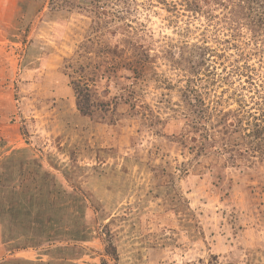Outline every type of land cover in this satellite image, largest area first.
I'll return each instance as SVG.
<instances>
[{"label":"rangeland","instance_id":"1","mask_svg":"<svg viewBox=\"0 0 264 264\" xmlns=\"http://www.w3.org/2000/svg\"><path fill=\"white\" fill-rule=\"evenodd\" d=\"M192 1L0 0V264H264V9Z\"/></svg>","mask_w":264,"mask_h":264},{"label":"trees","instance_id":"2","mask_svg":"<svg viewBox=\"0 0 264 264\" xmlns=\"http://www.w3.org/2000/svg\"><path fill=\"white\" fill-rule=\"evenodd\" d=\"M246 3L248 2L247 0H193L192 3H195V5L201 4V3H215L220 5L221 3H237L236 7L237 9L240 7L239 3ZM256 1V2H255ZM250 0V4L252 3H258L260 0ZM234 4V6H235ZM56 8L55 6L52 7L51 9ZM233 8V7H232ZM264 9V0H261V7ZM252 13V11H250ZM99 70V69H98ZM99 72H101V70H99ZM103 72V71H102ZM72 86V90L74 91V96H75V100H76V108L79 111V113L82 116L85 117H92L95 113L96 110H100L101 112H109V107L110 106H116L119 104V102L124 103L126 102V99H123V96L120 97H115L113 100V103H111L108 100H101V101H96L94 102L91 92L88 89V87L86 86L85 83H82L80 80H75L72 81L71 83ZM119 99V100H117ZM124 100V101H123Z\"/></svg>","mask_w":264,"mask_h":264},{"label":"crops","instance_id":"3","mask_svg":"<svg viewBox=\"0 0 264 264\" xmlns=\"http://www.w3.org/2000/svg\"><path fill=\"white\" fill-rule=\"evenodd\" d=\"M21 261H19V263H20ZM24 262V261H23ZM25 264V263H24ZM28 264H37V263H35V262H33V263H28ZM66 264V263H65Z\"/></svg>","mask_w":264,"mask_h":264}]
</instances>
